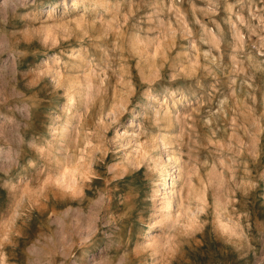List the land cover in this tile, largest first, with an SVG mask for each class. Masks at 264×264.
I'll use <instances>...</instances> for the list:
<instances>
[{
  "label": "rangeland",
  "instance_id": "374dc122",
  "mask_svg": "<svg viewBox=\"0 0 264 264\" xmlns=\"http://www.w3.org/2000/svg\"><path fill=\"white\" fill-rule=\"evenodd\" d=\"M0 149V264H264V0H0Z\"/></svg>",
  "mask_w": 264,
  "mask_h": 264
},
{
  "label": "bare ground",
  "instance_id": "6f19581e",
  "mask_svg": "<svg viewBox=\"0 0 264 264\" xmlns=\"http://www.w3.org/2000/svg\"><path fill=\"white\" fill-rule=\"evenodd\" d=\"M96 10V9H95ZM71 79V78H70ZM80 80V79H79ZM70 81V80H69ZM75 81V80H74ZM80 82V81H79ZM71 83V82H70ZM75 84H77L78 85V83H76L75 82ZM74 92H76V91H71L70 92V94H73ZM80 94V93H79ZM63 129H65V128H63ZM2 152V149H0V153ZM167 177L165 178V179H163V181L162 182H159V185L155 188V192L156 193H159L160 191H161V189H164V186L165 187H168V185H170V179H171V177L169 176V173L166 175ZM159 224V223H158ZM157 226H161V225H157ZM153 228H155L154 226L153 227H151V228H149L148 229V231H150L151 229H153ZM148 234H149V232H148ZM147 234H145V236H146Z\"/></svg>",
  "mask_w": 264,
  "mask_h": 264
}]
</instances>
